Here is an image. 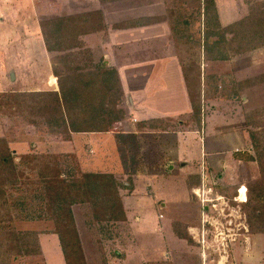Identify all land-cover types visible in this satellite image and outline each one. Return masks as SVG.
I'll return each instance as SVG.
<instances>
[{"label":"rangeland","instance_id":"1","mask_svg":"<svg viewBox=\"0 0 264 264\" xmlns=\"http://www.w3.org/2000/svg\"><path fill=\"white\" fill-rule=\"evenodd\" d=\"M91 1L0 0V93L9 90H44L42 89L43 86L45 87L44 82L50 83L51 77L47 75L46 65H49V58L46 59L47 51L41 36L38 35L37 16L39 15V18H43L40 20L43 21L57 17L54 14H69L84 10L86 9L84 6H89L87 9H90L92 5H86L85 3H91ZM128 1L133 2L134 6H137L141 12L146 14L159 12L160 14L158 15L139 16L132 19H152L151 17L158 16L164 18L158 21L169 22L178 53L184 57L188 65L190 64L189 61L195 60L200 66V121L205 119V133L204 136L189 133L180 138L181 147L179 146L178 157L183 159L174 166L175 171L172 175L170 174L171 176L165 175L166 178H163L164 176L162 178L158 177L156 182L151 180L150 186H147V180L140 181V179L139 182H136L138 178L136 175L132 176L133 173H130L131 176L126 178L129 183L128 187L122 189L124 204L129 213L128 222L96 221L94 213L91 212L88 204L74 205L72 207L73 214L88 264H143L144 260L161 258L165 259L168 262L167 264H169L176 253H178L176 254L178 258L174 263L203 264L204 261L208 260V257L204 258L205 256L210 257L214 252H218L217 250L215 251L216 245L228 251L229 249L226 248L227 244L231 245V243L235 244L238 240L240 241L237 235L238 229L243 227L242 225L245 224V221L244 219L241 220L240 206L233 204L231 199L238 200L239 197H245L246 200L250 192L254 194L259 188H264V165L261 164L262 162L257 160L238 161L234 157L235 151L248 152L256 156L259 148L258 139L260 146L264 145V82L253 85L248 84V86L242 84L245 79L253 78L264 72V47H259L256 50L239 56H232L228 59H208L206 51L208 49L211 51L216 38H211L210 43H207L208 21L204 15L202 0ZM141 1H145L146 4H142ZM263 1L215 0L218 24L227 26L238 19L249 16L253 8H256ZM24 14L27 17L31 14L33 16L32 21H29L26 28L24 26ZM127 15L128 12H120L114 18L122 20ZM1 18H3V21ZM108 18L111 21L110 15ZM211 22L217 24L215 20ZM137 24H140L139 21ZM30 35L33 37L32 45L26 44L25 41L26 36ZM38 36L41 39L40 41H42V46L35 43V39ZM75 51L78 53L90 52L91 57L92 53L96 54L97 52H92L88 47ZM59 55L65 54L52 52L50 57L52 56L54 60L57 59L58 62ZM12 71L15 74V80L11 79ZM153 78V80L148 82L146 91L140 92V94L147 97L155 93V108L144 106L139 111H131L130 113L135 114L139 120L150 116H158L156 114L178 113L180 110L175 106L173 107L174 99L171 96L175 93L177 96H174L181 100V104H184L182 97L178 96L180 88L175 82V77L170 75L163 77L159 74ZM168 78L175 85H169L167 83L169 82L167 81ZM184 99L187 106L181 105L183 106L181 109L183 112H189L190 103L187 97ZM162 107L166 109H159ZM186 108L187 110L185 111ZM129 114L127 117L126 114L121 120L112 122V135H90L89 139L93 141L89 142L91 144H87L88 138L86 135L77 134L75 141H66L67 139L60 134H56L54 132L55 129L52 127L48 128L42 124H30L31 118L29 115L31 114L29 111L24 110L17 115L8 116L0 110V138L8 140L13 154L17 156V163H19L20 155L27 153L29 150V152L38 154H48L47 152H49V155L57 156L62 175L66 178H71V175L78 173V168L81 169L82 161L72 153L57 154L56 152H76V150H79L81 154L83 151L88 154V145H90L93 150L89 157L102 161L105 159V155L102 153L103 150H101L103 144L105 143L106 146L115 148L113 146V135L120 137L119 133L124 131L121 130V127L125 123L126 118H131ZM196 118L198 119L197 114L193 113V124L198 123ZM171 120H162L163 123L165 122L162 126L165 127L161 133L167 134L175 131L179 118L174 119L175 121L173 122L176 123H172ZM130 121L127 123H130ZM133 123L136 124L134 120ZM252 133L255 136L257 134V142L252 139ZM171 143H168V146H171ZM121 144L123 146V159H126L127 164H132L130 161L133 156L130 155V152L131 149L140 151L139 141L128 136L122 139ZM149 147L147 146L146 149ZM114 148L111 151V155H109L113 163L116 160ZM204 156L208 162L211 161L214 164L222 162L223 166L217 169L219 167L217 164V166L212 168L208 163H201L204 160ZM153 159L155 162L158 161L154 156ZM153 159H146L149 165H154L151 162ZM185 161H188V164L183 166L182 164ZM203 165L205 168L208 167L207 173L204 172L206 175L205 185L206 183L208 185H214L215 183L221 185L219 190L223 191L225 196L219 195L220 193H216L213 196L214 190L208 196L210 199L215 200L207 203L210 211L208 212L209 214L203 217L205 222H212H208L209 226L203 227L207 233L205 239L208 247L202 258L199 255V250L202 247L200 243L178 240L177 234L180 236L179 233L185 231L183 228L184 223L192 224L197 228L203 225V221L200 219L201 213H203L201 210L203 204L199 199L200 197L195 194L194 190L193 192L197 199H185L186 190L183 186L184 175L199 170ZM100 168L102 171L107 169L105 165L100 166ZM24 172L27 173L26 176L30 180L37 181V174L30 172L28 168H24ZM125 175L126 173L124 172L123 176L125 177ZM22 180L23 178L20 179L21 182ZM131 185L134 188L130 191ZM27 186L28 188L24 186L22 188L21 184H17L13 188L9 187V193L12 194L14 201L28 203L26 207L14 208L12 211L14 226L17 230L38 232L43 253L38 256L23 257L13 263L66 264L59 238L53 232V222L34 217L33 219L27 218L41 213L40 210L30 205L41 200V191H33L30 184ZM236 186H238L239 193L237 192L236 197L232 198L235 195ZM243 189L245 191L244 197H242L240 192ZM160 199L164 200L161 205H159ZM137 217L140 218L136 220ZM171 217L174 218L170 220ZM219 219L221 221L216 222ZM212 223L221 228L223 234L218 237L210 234H215ZM254 238H257V240L254 251L256 260H253L255 261L253 264H264V235L258 233ZM205 239L204 235H202V238H198L203 244ZM210 243H214L213 248H210ZM187 246L190 247L189 250L186 248ZM232 249L229 252L223 251L227 256L229 253L230 257L228 260L232 259ZM116 250L122 251V255H116ZM217 254L219 256V252ZM177 256H175V259ZM227 256H225V259ZM230 262L232 261H228V264ZM210 264L216 263L212 262Z\"/></svg>","mask_w":264,"mask_h":264},{"label":"trees","instance_id":"2","mask_svg":"<svg viewBox=\"0 0 264 264\" xmlns=\"http://www.w3.org/2000/svg\"><path fill=\"white\" fill-rule=\"evenodd\" d=\"M202 5L208 21L207 43H210L211 38H216L211 51H206L208 59H228L264 47V1L253 8L249 16L227 26L218 24L215 0H202ZM151 18H141L135 22L150 24L152 21L164 19L160 16ZM212 20L217 21V24L211 22ZM135 22L118 23L116 26L136 25ZM40 30L49 52L66 55H59L58 62L52 58L58 89L0 93V110L8 116L17 115L24 110L29 111L30 124L52 127L56 134L66 139L75 132L109 131L112 122L121 120L126 115L122 106L124 91L118 71L104 63L94 64L90 52L75 51L85 47L82 36L105 30L103 12L94 9L48 18L40 21ZM179 56L192 110L200 120L201 69L195 60L189 61L188 65L184 57L181 54ZM263 82L264 72L245 79L242 84L248 86ZM251 137L257 142V134L255 136L252 133ZM257 143L259 148L256 156L236 151L234 157L245 161L257 160L264 165V145L260 146L259 139ZM16 157L8 140L0 138V264H14L20 258L43 253L38 232L21 231L14 226L12 211L28 205L26 202L14 201L9 193V187L13 188L17 184L25 188L30 184L33 191H41V200L30 204L41 213L27 218L53 222V232L59 238L65 263L88 264L72 207L88 204L96 221L124 222L127 217L120 194V183L111 173L84 172L80 168L76 175L66 178L62 175L57 156L49 153H23L19 163L16 162ZM24 168L37 174V181L30 180ZM205 182L204 179L202 183L201 175L189 176L187 184L190 193L193 195V189L203 184L211 192L214 190L213 196L216 193L225 196L219 190L221 185H205ZM237 192L238 186L235 187L232 198L236 197ZM231 201L240 206L247 232L264 234V188H259L254 194L250 192L245 201ZM206 205L208 206L207 203L201 206L203 213L210 211ZM189 225L184 223L185 231L179 234L193 242L186 232ZM206 226H209L207 222Z\"/></svg>","mask_w":264,"mask_h":264},{"label":"crops","instance_id":"3","mask_svg":"<svg viewBox=\"0 0 264 264\" xmlns=\"http://www.w3.org/2000/svg\"><path fill=\"white\" fill-rule=\"evenodd\" d=\"M124 2H128V3H124ZM144 3L146 4L145 1L142 2V4ZM85 4L92 5V8L87 9L89 8V6H84L86 9L77 12H72L69 14L81 13L83 11H89L94 9H99L103 12L105 19V30L84 35L82 36V40L84 41L85 47L90 48L92 52L97 51L96 54L92 53V59H93L92 61L94 62V64L104 63L107 66L114 67L118 71L122 88L124 91L122 106L125 108L127 114L126 117L131 111H139V109H141L144 106H151L155 108L156 94L153 93L151 95H148L147 97H144L140 94V92L146 91L148 82H150V80H153L154 79L153 77L159 74L163 77L167 75H170L171 77H175V82H177L180 88V91H178V96L182 97L181 99L184 101V104H181V100L175 97L177 96L176 93L174 94L175 96L171 95L174 99L173 107L175 106L177 107V109L180 110L176 114H172V113L164 114V115L156 114L158 116H153V117L150 116L148 118H143L142 120H139L135 114L130 113L129 115L131 116V118L130 119L126 118L125 123L121 127V130L124 131H121V133H119L120 137H118L117 135H113L114 136L113 146H115V148L110 147L108 145L106 146L105 143L103 144L101 150H103L102 153L105 155V159H103L102 161H97L89 157L91 151L93 150L92 146L90 145H88V149H89L88 154H85L84 151L81 154L79 150H76V152L74 151L56 152L57 154H69V153L74 154L77 158H79L80 161H82L81 169L84 172H105L114 175V177L120 183V194L122 197V201L127 217V220L124 221L123 223H126L129 221V213L124 204L123 193H122V189L124 187H128L129 184L126 181V178L131 176L130 173H133L132 176L136 175V177L138 178L136 182H139L140 179H141L140 181L147 180L148 183H146V185L150 186L151 180H154L156 182L158 177L162 178L164 176L163 178H166L165 175H168V177L171 176L172 173L175 171L174 166L180 163L181 159H183L178 157L179 146L181 147L180 138L183 135L189 133L195 135L200 134L204 136L206 123H205V119H202L201 121L197 119L198 121L197 124L192 123L193 120L192 105L188 95V89L186 86L183 69L180 62V56L176 49V45L174 43L172 29L169 25V22L152 21L150 24H136L135 20L132 19L139 16L158 15L160 14L159 12L157 13L152 12V14H146L145 12H141V10L137 6H134L135 4L133 2H129L128 0H114L109 2L92 0L91 3H85ZM150 5H154V4H150ZM120 12H128V15L126 16V18H123L122 20L119 19L116 20L114 17H116V15H118ZM35 13L37 14V12ZM69 14L58 13V14H54V16H64ZM109 15L111 16L110 18L111 21L108 18ZM32 19H33L32 14L28 15V17L26 14H24L25 28L27 27L29 21H32ZM41 19L43 18H39L38 15L36 23H37L38 35L41 36L42 38V35L40 34ZM1 20L3 21V18H1ZM131 21L135 22L136 25L132 24L128 26H116V24L118 23L131 22ZM39 36L36 37L35 43L41 45L42 41H40L41 39ZM26 37H27L25 40L26 44L32 45L33 44L32 35ZM43 44L45 46L44 40H43ZM45 49L47 51L45 55L46 59L49 58V65L48 64L46 65L47 75L48 76L50 75L49 77H51L50 78L51 81L50 83L45 81L44 82L45 87L43 86L44 88L42 87V89L56 90L58 89L57 78L55 77L52 68L53 66L52 56L50 57V54H52V52H49L46 46ZM167 81H169L167 82L169 85L171 86L175 85L173 81H171L169 78L167 79ZM26 90H30V89H26ZM9 91H5V92H9ZM20 91H24V90H20ZM185 97H187V100L190 103L189 112H183V110L181 109L183 108V106L181 105L187 106L184 99ZM159 109H166V108L162 107ZM186 110L187 108L185 109V111ZM177 118H179V121L175 126L174 132L167 134L161 133V131L165 127L162 126V124L165 123V122L163 123L162 120L164 121L167 119H172L171 120L172 123H176L173 121H175L174 119ZM133 120L134 122H136V124L133 123ZM129 121L130 123H127ZM111 130L112 129L106 132H75V133H71L69 139L67 140L63 139V140L75 141L76 135L82 134V135H86L88 138V141H86V143L91 144L89 142H92L93 140L89 139L90 135L93 134H97V136L98 135L101 136V134L112 135ZM128 136L132 138H136L139 141V145H140V151H133L131 149L130 155L133 156V159L130 162L132 164H127L126 159L125 160L123 159V149H122L123 146L121 142L122 139H125V137ZM201 138L203 141L202 136ZM144 141L145 143H143ZM170 142H172L171 146H168L169 145L168 143ZM147 146L150 147L146 149ZM113 148L116 152V160H115L116 164L111 161V158H109V155H111V151ZM153 156L154 158H156V160L158 159L157 162H155ZM146 159H153L151 162H153L154 165H149ZM203 162L205 164L208 163V165L212 168L218 165L219 167L217 169H219L223 166L222 162L220 164L216 163L217 165L211 161L208 162L205 156H204V160H202L201 163ZM187 164L188 161L187 162L185 161L182 165L186 166ZM102 165H105L107 169L102 171L100 168V166ZM204 168L205 166L203 165L202 168H200L199 170H195L184 175L183 186L184 189L186 190L185 199H191V198L197 199L198 195L197 196L195 195L196 191L197 189H202L203 184L200 187L194 188L193 191L195 190V194L192 195L188 189L187 178L192 175H201L202 183H203L204 176L202 175V172L204 171ZM205 169H208V167ZM124 172L126 173L125 177L123 176ZM186 186L188 190L186 189ZM133 188L134 186L131 185L130 191ZM162 201L164 200L163 199L159 200V205H161ZM206 208H208V206ZM207 214L209 213H201L200 219L203 220L204 219L203 217L206 216ZM139 218L140 217H137L136 220H138ZM173 218L174 217H171L170 220ZM242 219L244 218L241 215V220ZM208 222H212V221H207V223ZM242 226H243L242 228L238 229V234H237L238 238H240V241L238 240L235 244L231 243V245L227 244L226 248L229 249L228 251L216 245L215 251L217 250L219 252V256L217 254L218 252H214L210 257L205 256L204 258L208 257V260L204 261L203 264H210L212 262H215L216 264H226V263L228 264V261H232L230 262V264H253L255 262L253 260H256L254 251L257 240V238L254 237L257 234L248 233L245 224H243ZM202 227L199 226V228H197L196 226L190 224L187 227L186 232L193 239V242L196 241L197 243H200L202 245L201 249L199 250V255H201L203 258V253L205 254L206 248L208 246H207V240L205 239L207 237V233L205 229L204 230L202 229ZM210 234L214 235V233H210ZM202 235H204V239H205L204 244L201 243L200 240H198L199 237L202 238ZM242 236L244 237L241 238ZM177 239L178 240L181 239L185 242L186 241L191 242V240L189 241L187 238H182L178 234H177ZM210 241H212V239H210ZM213 244L214 243L209 244L210 248L214 247ZM186 248L189 250L190 247L187 246ZM231 248H233L232 259L228 260V258L230 257L229 253L227 256L225 255L226 253L223 251L229 252ZM115 252L116 255H122V251L116 250ZM176 254L175 256H177ZM167 256H169V254H167ZM175 256L170 261L169 264H177L174 262L177 260L178 256L176 257V259ZM225 256H227L226 259ZM166 258L168 259V257ZM167 263L168 262L165 259L161 258L156 260L155 259L144 260L143 264H167Z\"/></svg>","mask_w":264,"mask_h":264},{"label":"built area","instance_id":"4","mask_svg":"<svg viewBox=\"0 0 264 264\" xmlns=\"http://www.w3.org/2000/svg\"><path fill=\"white\" fill-rule=\"evenodd\" d=\"M207 171H208V169L206 170L205 168H204V171L202 172V175L204 176V179L206 178V175L204 174V172H206L207 173ZM241 193H242V190L240 191ZM201 193V194H200ZM211 193V189L209 188V189H207V187L206 186H203V188L202 189H197V191H196V194L198 195V197H200V200H201V202L203 203V204H205V203H208V202H213L215 199H210L208 196H209V194ZM238 193H239V189H238ZM244 193H245V191H244ZM240 196H241V194H240ZM218 199V198H217ZM237 202H242V201H244L245 200V197L244 198H240L239 197V199L237 200V199H235ZM203 221V227H206V222L204 221V220H202ZM218 221H221V219H219V220H217L216 222H218ZM212 225H213V228H214V232H215V234H214V236L215 237H218V236H220L221 234H223L222 233V229L221 228H219L218 226H216L214 223H212ZM202 227V229L204 230V228Z\"/></svg>","mask_w":264,"mask_h":264},{"label":"water","instance_id":"5","mask_svg":"<svg viewBox=\"0 0 264 264\" xmlns=\"http://www.w3.org/2000/svg\"><path fill=\"white\" fill-rule=\"evenodd\" d=\"M11 79H12V80H14V79H15V74H14V72H13V71L11 72Z\"/></svg>","mask_w":264,"mask_h":264},{"label":"bare ground","instance_id":"6","mask_svg":"<svg viewBox=\"0 0 264 264\" xmlns=\"http://www.w3.org/2000/svg\"><path fill=\"white\" fill-rule=\"evenodd\" d=\"M242 197H244V190H242Z\"/></svg>","mask_w":264,"mask_h":264}]
</instances>
